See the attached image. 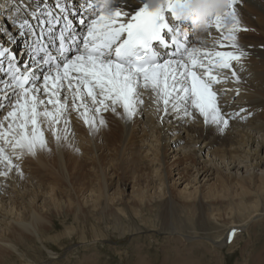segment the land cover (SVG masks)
I'll use <instances>...</instances> for the list:
<instances>
[{"label":"bare ground","instance_id":"obj_1","mask_svg":"<svg viewBox=\"0 0 264 264\" xmlns=\"http://www.w3.org/2000/svg\"><path fill=\"white\" fill-rule=\"evenodd\" d=\"M80 1L83 2V0ZM0 4L5 8L3 9L0 7V22H3L5 19L2 25H0V47L8 48L11 55L16 56V62L19 63L22 70L28 64H32V66L35 67L31 54L23 53L22 57H24V63H21V60H19L22 58L20 57V53L28 51L26 47L31 44L29 42L32 36L30 35L29 40H27L24 35H20L19 38H17L14 33L18 29V24L22 23L26 18L30 20V23H35V21L31 20L30 13L38 5L43 6L49 4L54 7L55 0H18V2L14 0H0ZM80 5V2L79 4H75L72 0V7L74 10L79 9ZM119 6L122 8L124 7L122 3ZM140 6L139 3H134L133 0H128V8L138 10ZM17 8L21 10L17 11ZM235 8L238 19L241 22L240 26L247 29V31H240L237 33L238 43L248 51L249 55L243 60L242 69L239 66L236 67L240 82L237 84L232 80H229L227 83L217 85L216 90H218V102L222 111L224 113L234 114L243 109L244 118L231 119L229 126L221 131V126L205 123L203 118L198 114H194L195 119L184 118L182 114L176 113L166 115L162 110V103L159 105L157 104L154 94L150 91L141 90L143 103L138 107L137 114L132 119L129 120L125 118L122 107H117L116 112H101L99 115H96L95 126L90 127L88 125L86 128L89 135L86 139L85 135H79L76 138L72 135L71 131H68V134L72 136V139L64 140L68 143H62V139L59 141L57 140L58 142L54 143L56 138L53 136V126L47 121L42 120L45 123L44 125L41 123V128H43L42 131L46 138L47 148L50 149L51 147H54V150L58 153L57 160H55L54 164L59 167V170L56 173L54 171L55 169H51L49 165L50 159L46 157L40 148L35 151L34 155L29 154V156H25L27 161L24 160V163H28L30 166L32 165L31 172L34 175L33 177L39 178V181L37 180L38 182L36 181L34 183L35 188H33V184V187H30L35 190L29 189L28 194L23 192L21 196L17 194L18 199L14 201V204L18 203L19 199L24 201L27 196H30L29 201L26 200L25 206H15L12 208L15 209L16 212L12 215L9 214V217L6 218L11 222L10 226L8 228H0V241L6 243L8 240L12 242L10 247L3 243L0 244V261L2 255L11 252L12 247L14 250L16 247H23L24 237L28 235H32L35 238L34 234L36 233L37 236L38 233L39 239L43 241V238L45 239L46 237L45 233L52 232L54 229V226H51V224L48 225L46 222V220H52V213H60L66 209L69 211L74 210L77 213V217L78 215L82 217V215L86 213H83L84 211L82 212L79 207V201L76 200V195H78L79 191L83 192L84 195V189L79 185L80 179L78 172L73 171L71 173L74 175H72L73 178H70V174L69 177L65 175V168L70 167V164L68 165L69 160L67 159L71 146L74 148L72 153L74 152V155H77L78 157L81 156L79 150L80 141L89 144V147H87L91 154V156L88 157L91 158L89 164L95 166L91 170L98 173L99 168L101 169L100 183L102 185L100 184L101 187H98L99 192H94L95 190L92 189L91 192H93V195H90L91 199L89 196L87 197V199L89 198L92 202L93 209L96 208L97 210V208H100L98 212L93 213H101L106 217H113L117 215L118 211L117 207L112 206L113 203H119V201L122 204H124V201L130 202L129 199H124L123 196V191H126L127 187L126 183L121 185L123 190L121 195L110 194L109 190L113 183L112 181L109 183L108 175H114V172L113 174H110V172L107 173L105 169L108 166L103 167V164L107 161V163H110V165L115 168L122 166L124 168V171L121 173V177H123L122 179L125 177L127 181L130 180L133 183L131 204L139 206H143L144 204L147 208L148 206L153 205V203H157V211L161 212L163 218L162 221L169 226L164 225L169 230L166 233L169 236L174 235L176 239L173 238V240L175 242H178L179 240V244H177L180 247V254L184 261H186V264H203L206 262L204 255L206 253L211 254L212 247L214 246L221 250L233 232L242 227V225H237L238 223L242 224L250 222L254 225L259 218H264V0H238ZM5 11L10 12L11 15L8 22L6 21V14H4ZM131 14H134V12ZM82 15L83 12H80L79 15L74 16L73 19H79ZM178 23L183 25L189 32L187 39L190 46H201L199 42L205 41L210 48L212 44L220 40L221 34L216 32L215 29L210 30L206 34L199 35L194 32L190 22L180 20ZM76 27L81 33L86 31L78 24ZM8 31H11L14 40L10 41L7 39ZM24 31L27 32V30ZM4 36L5 39H2ZM221 42L226 43L223 41ZM22 44L25 45L22 48L19 47ZM18 47L20 48L19 50H17ZM54 50L55 49H53V51ZM170 50L172 49H169L168 51ZM216 50L231 49L221 48L219 47V44H217ZM0 60L4 61L7 60V58H0ZM0 74H2V72H0ZM6 79L7 77L4 80ZM237 90H239V94H237ZM10 103L12 102L10 101ZM7 104L8 101L4 105ZM71 104L72 101L69 99V109L64 117V119L70 120V126H67L68 130H70L75 123H85L84 118L80 115L84 110L73 109ZM49 108H51V106H49ZM158 108L161 110L158 111ZM88 115L91 116L94 115V113H89ZM101 117L104 120L108 118L109 122L112 124L115 122L117 124L113 128L106 129L108 131L105 130L104 133L99 130L100 134L102 133V138L101 136H97L98 134L93 131L95 128L98 129L97 119H100ZM0 121H2L1 117ZM140 124H143V127L141 128L142 135L145 132H149V135L155 137V139L148 138L152 143H139L136 141L138 133H135L133 140L124 146L119 156L122 138L126 136L130 127L140 126ZM55 127L59 129V134L62 138L65 134L64 129L66 126L61 122ZM48 128H50V130H48ZM152 130L154 131L150 132ZM115 132H120V138L118 140V145L113 146L115 140L118 138V135L114 134ZM115 136L116 138L113 140L112 147L107 148L109 149L108 154L110 153L111 158L104 159L98 156L96 152L100 151L103 146H106L104 143L103 146H100V144H98L99 139L101 138L102 142L106 141L107 143V140ZM49 137H52L53 141ZM73 138L76 143L73 141ZM77 139L79 140L77 141ZM148 139L143 140L146 141ZM174 139L175 141H173ZM153 141H155V143H153ZM134 146H139V153H133ZM143 146H150L151 148L142 150ZM92 152L95 153L92 155ZM168 152L175 157H173L175 160L171 164L166 161ZM99 154L102 155V153ZM150 156H152V158H149ZM21 159H23V157ZM185 159L190 160L188 166L183 170L179 169L178 165H181V161H184ZM166 163L169 164L168 166L176 167V170H179L180 175L185 172L193 175V181L196 182H202L205 179L209 180L212 175L218 174L216 181L219 182V184L209 186L210 190H207V193L202 195V193L199 192L200 189L198 186L194 190L188 188L192 183V181L191 183L189 181L185 191H180V195H185L187 192L190 193L185 196V199L182 197V200H188L189 203L187 202L188 204L186 205L185 203V205L191 210L189 211L190 213L184 212L181 210V207L179 209L177 208L178 201H176L173 195L175 190H173V193L171 191L172 188L170 190L168 186V180L172 177L171 175H173V171L166 166ZM0 168L3 169V167ZM46 168L48 171H46ZM13 172L10 174H13ZM46 172H48V175L55 176L59 180H62L61 182H66L65 180L67 179V181L71 183L74 193H67L68 195L63 194L62 192L65 190L60 187V185L51 183L53 179L49 181V184H42L43 182H47ZM13 177L8 180L7 176H0V211L6 209L4 208V204H6L7 201H3L4 197H6L5 194H8L7 196L9 197L11 196L10 194H12V197L15 196L12 193V189L8 190V184L13 185L15 188L18 187L19 190L21 189L20 184L22 182L20 183L19 181L21 176L20 178L18 177L19 180L18 178ZM230 178H232L231 181H229ZM29 180L31 179L29 178ZM5 182L7 184H5ZM256 182L257 187L254 188L253 186L256 185ZM236 186L238 188H236ZM76 187L79 191L75 189ZM15 188L13 191L16 193V190L18 189L15 190ZM25 188L27 187L25 186ZM19 190L18 192L21 191ZM2 194L4 195L2 196ZM85 196L83 197L86 198ZM41 197L44 198V202L41 203V205H38L36 203L37 198L40 200ZM213 200H220L222 202L227 201L223 205H225V208L227 207L228 212L226 218L229 220L224 221V226L220 225L219 221L220 218H222V215L215 212L216 210H214L212 205L206 208V202L211 201L212 203ZM243 200H246V203H243ZM2 202H4V204ZM188 208L187 210H189ZM183 212L185 215H183ZM191 214L192 216L193 214L195 216L192 217L193 219L188 218L187 216ZM195 218L202 223L209 222V225H211L210 223H213V227L217 228L218 231L225 227L226 232L225 228L223 230L225 232L224 236L218 238L219 235L215 237V235L212 234L213 237H211L210 234L206 235V232L205 236H201L198 234L196 226L197 221H194L196 220ZM177 224L179 225L177 226ZM18 230H20V232H18ZM217 230L215 233H218ZM21 242L23 243L19 245ZM191 243L195 244L189 248V244ZM251 245L252 244L248 245V247L247 245L244 246L245 248H249ZM232 246L233 245L230 247ZM50 248L55 250L54 247ZM200 252H202L203 258L199 259L198 254ZM243 260L244 261L240 264H261L262 258L258 257L256 251L250 250L248 257L246 254V259L243 258ZM161 264L175 263L164 261Z\"/></svg>","mask_w":264,"mask_h":264},{"label":"snow or ice","instance_id":"obj_2","mask_svg":"<svg viewBox=\"0 0 264 264\" xmlns=\"http://www.w3.org/2000/svg\"><path fill=\"white\" fill-rule=\"evenodd\" d=\"M133 2L141 5L138 10L128 8V0H115L111 8L102 7L101 0H83L75 10L72 0H55L54 7L38 5L30 13L35 23L26 18L17 26L21 35L33 37L35 67L28 64L21 70L16 56L0 47V58L8 61L5 65L0 60V72L7 77L0 81V101L15 97L12 110L0 121V165L7 169L0 170V176L19 167L13 163V157L19 158L17 150L34 155L37 148L47 147L42 120L53 126L58 141L56 125L63 122L68 133L70 120L64 117L69 99L73 109L84 110L80 115L90 127L95 126L96 115L116 112L117 107H122L126 119H132L143 103L141 90L152 92L166 115L195 119L198 114L205 123L221 126V131L231 119L244 118L243 109L224 113L216 90L229 80L240 82L236 67L242 69L249 55L238 43L237 33L247 31L240 26L238 0H230L224 15L210 21L209 31L221 34L210 48L205 41L190 46L189 32L178 23L177 9L187 0H162L158 8H150L147 0ZM80 12L83 15L74 20ZM77 24L86 31L79 32ZM7 39L14 40L11 31ZM217 44L231 50H216ZM4 107L0 102V110ZM105 123L101 117L99 125Z\"/></svg>","mask_w":264,"mask_h":264},{"label":"rangeland","instance_id":"obj_3","mask_svg":"<svg viewBox=\"0 0 264 264\" xmlns=\"http://www.w3.org/2000/svg\"><path fill=\"white\" fill-rule=\"evenodd\" d=\"M14 1L18 2V0H14ZM73 1L75 2V4H79L80 2V0H73ZM0 7L5 9L3 6H1V4H0ZM4 21L5 19L3 20V22ZM3 22L1 21L0 25H2ZM17 34L20 35V32L18 31L14 33L16 37H17ZM2 39H5V36ZM19 47L22 48V45ZM19 47L17 48V50L20 49ZM14 100H15L14 97H11L9 100L0 101L3 104L5 102L7 103L8 101V105H9V106L5 105L6 107L0 110L1 120H3L5 115H7V112L9 110H12L11 105L14 102ZM10 101L12 103H10ZM104 121L106 122L105 125L101 126L99 125V119H97L98 129L95 128L93 130L98 134L97 136H101V138H102V133H104L106 129L113 128L114 126L117 125L116 122L113 124L110 123L108 118H106ZM42 123L43 125L45 124L43 121ZM4 126L5 128L7 127V122H5ZM87 127H88L87 124L83 122H78V123H75L73 127L68 131H71L72 135H74L76 138L79 135H85V139H86V137L89 136L88 132L86 131ZM142 127H143V124H140V126L138 125L135 127H130L126 136H124L121 140V149L119 152V156L124 146L129 144L133 140V138L135 137V133H138V136L136 137V141H138L139 143H142V142H146V144L152 143V141H150L148 138L155 139V137L150 136L149 132L148 133L145 132L142 135V130H141ZM136 128L138 129V131ZM41 129L43 130V128ZM48 130H50V128H48ZM99 130L102 131L101 134ZM154 130L150 132H153ZM114 134L118 135V138L115 140L114 144H113V140L116 138V136L107 140V143L106 141L102 142L101 138L99 137L100 139L98 141V144H100V146H103V143L106 145V146H103L100 151L96 152V154H98V156H100L101 158H104V159L111 158L110 153L108 154L109 149L107 148L112 147L111 146L112 144L113 146L118 145V142H119L118 140L120 138V132L118 133L115 132ZM49 138L53 141L52 137H49ZM61 139H62V143L63 142L68 143L67 141H64V140L65 139L70 140L72 139V136L69 135L68 133L67 134L65 133ZM85 139H82V140H85ZM143 139H148V140L144 141ZM78 140L79 139H77V141ZM73 141H75L74 138H73ZM173 141H175V139ZM56 142H58L57 139L56 141H54V143ZM153 143H155V141H153ZM87 147H89L88 143L85 144L84 141H80L79 150H80L81 156L78 157L77 155H74V152L72 153L74 148L71 146L69 150L68 159H67L69 160L68 165L70 164L69 165L70 167L69 168L66 167L67 169L65 168V175L67 177H69V174H70V178L71 177L73 178L74 175L71 174L73 171L74 172L77 171L79 174V179H80L79 185L84 189V195H83V192L79 191L78 188L76 187L75 189L79 191L78 193L79 196L76 195V200L79 201V207L82 210V212L84 211L83 213L85 212L86 213L83 214L82 217H80L79 215L77 217L76 216L77 213L74 210L69 211L67 209L60 213L58 212L52 213V217H51L52 220L51 221L46 220V222L48 223V225L51 224V226H54V229L52 232L45 233L46 237L45 239L43 238L44 244H43V241L39 239L38 233H37V236H36V233L34 234L35 238L32 235H28L24 237L23 247H16L15 250L12 249L13 248L12 247L11 252L2 255L0 264H143V263L161 264L164 261L168 263H175V264L177 263L186 264V261H184L183 257L180 254V247L178 246L179 240L178 242L177 241L175 242L173 240V238L176 239L175 236L170 235L172 236L170 237L166 233L169 230L165 226H168V225L164 224V222L162 221L163 218H162L161 212L157 211L158 210V207L156 206L157 203L155 202L153 203V205L148 206L147 208L144 204L143 206L131 204L133 183L130 180L127 181L125 177L124 179H122L123 177H121V173L124 171V168L122 166L115 168L114 166H111L110 163H107V161H105V164H103V167L108 166L105 169L107 173L110 172V174H113L114 172V175H108L109 183L111 181L113 183L112 187L109 190L110 194L111 195H118V194L121 195V192L123 191L121 188V185L126 183L127 187H126V191L125 190L123 191L124 193L123 196H124V199H129L130 202L124 201V204L120 203V201L119 203H115V204L113 203L112 206L118 208L117 215L113 217L112 216L106 217L105 215L101 213H93V212H98L100 208H97V210L96 208L93 209L92 202L89 200V198L91 197L90 195H93V192H91L92 189L95 190L94 192H97V193L99 192L98 187H101L100 186L101 169L99 168L98 173H95L93 170H91L95 166L93 164H89L91 161V158H88V157H90L91 154ZM148 148H151V147L143 146L142 150H147ZM7 151L9 155H12V150L10 146L8 147ZM42 152L46 155V157L50 159L49 165L51 169L52 170L55 169L54 171L57 173V171L59 170V167L56 166L54 163H55V160H57L58 153H56V151L54 150V147H51L50 149L46 147L45 149H42ZM135 152L139 153V146H134L133 153ZM94 153L95 152H92V155ZM99 153H102V155ZM17 154L19 155V158L17 159L13 157V163L14 164L16 163L19 167L14 168L12 171H10L9 175H7V179L10 180V178L12 179L13 176L16 178L18 177L20 178L21 176L20 180L18 178L20 183L22 182L20 184L21 191L19 190L18 187L15 188L13 185L8 184V190L12 189V193L15 196L12 197V194H10L11 196L9 197L7 196L8 194L7 195L5 194L7 198L4 197L3 201H7V203L4 204V202H2L4 204V208L6 209L4 211H0V221H1L0 228H3V227L8 228L10 226L11 222H9V220H7L6 218L9 217V214L12 215L16 212V210L12 208H14L15 206L16 207L25 206L26 200L29 201L30 196H27L25 197L24 201L19 199L18 203L14 204V201L18 199L17 194H19L20 196L23 192H26V194H28V190L29 189L32 190L33 188H35L34 183L39 179L37 177H33L34 175L31 172L32 165L30 166L28 163L27 164L24 163L25 161H27L26 160L27 158H25V156H29V154L26 152L20 154L19 150H17ZM167 156H168L166 159L167 163L169 164L173 163L175 160L174 159L175 157L173 156V154L168 152ZM22 157L23 159H21ZM149 158H152V156H150ZM181 162L182 164L181 165L179 164L178 167L179 169L183 170L185 167L188 166V163L190 162V160L185 159L184 161L182 160ZM167 163H166V166L169 165ZM0 167H3V169L0 168V170L6 171V168L4 165L2 166L0 165ZM168 167L172 169L173 171V175H171L172 177H170L168 180L169 181L168 186L170 190L172 188L171 191L173 193H174L173 190H175V193L173 195L176 201H178L177 208L179 209L181 207V210L184 212L190 213L189 211L191 210L186 206L189 203L188 200L184 201L182 200V197H184L185 199V196L190 193L187 192L185 193V195H180L181 193L180 191L182 192L185 191L187 187V183L189 181L190 183L192 181V183L188 186V188L190 190H194L198 186V188L200 189L199 192H201L202 195L206 194L207 190L208 191L210 190L209 186L214 185V184L216 185L219 184V182L216 181L218 174L212 175V177H210L209 180H206V179L203 180L201 178L203 181L202 180L200 181H202L203 183L199 181H197L198 182L197 183L196 181H193L194 179L193 175L186 173V172L180 175V172L179 170L178 171L176 170V167H171V166H168ZM46 171H48L47 168H46ZM11 172H13V174H10ZM29 178L31 180H29ZM231 180L232 178L229 179V181ZM46 181L47 182H43L42 184H45V183L49 184L50 183L49 181H51V183L60 185V187H62L65 190L64 192H62L63 194H67L71 192L74 193V189L72 188L71 183L67 181V179L65 180L66 182H61L62 180H59L55 176L48 175V172H46ZM109 183L107 182L108 185ZM5 184L7 183L5 182ZM32 184L34 187L32 186ZM22 186L24 189L22 188ZM25 186L27 188H25ZM30 187H33V188H30ZM253 187L254 188L257 187V182H256V185ZM14 188L15 190L18 189L20 192L16 190V193H15V191H13ZM236 188L238 187L236 186ZM3 195L4 194H2V196ZM83 196H85L86 198H84ZM88 196L89 198L87 199ZM43 202H44L43 197H41L40 200L39 198H37L36 203L38 205H41V203ZM226 202L225 201L222 202L220 200H213L212 203L211 201L206 202L207 203L206 208L212 205L214 210H216L215 212L220 213L222 215V218H220L219 220L220 225L222 226H224L223 224L225 220L226 221L229 220L226 218L227 217L226 214L228 212L227 207L225 208V205H223ZM243 203H246V200H243ZM187 208L189 210H187ZM184 212H183V215H185ZM187 216L188 218L195 217L194 214L193 216L192 214L187 215ZM224 216H225V219H224ZM195 219L196 220L194 221H197L196 226L198 229V234H200L201 236H205V232H206V235L210 234L211 237H213L212 234H214L215 237L219 235L218 238H221L222 236H224L226 232L225 227L221 228L222 230L218 231L217 228L213 227V223H210L211 225H209L208 221H207L208 223L206 222L202 223L201 221L199 222L197 218ZM179 224H177V226ZM207 225H208V228H207ZM237 225H240V226L242 225V227H240L239 230H236L234 232L235 235L232 234L228 238V240L225 242L224 247L221 250L220 248L217 249L215 246L212 247V253L211 254L206 253L204 255L206 262H204L203 264H237V263L240 264L244 261L243 258L246 259V254L248 257V253H250V250L256 251V254L258 255V257L262 258L261 264H264V251H263L264 250V218L262 219L259 218V220L254 225L251 224L250 222L242 223V224L238 223ZM224 228H225V232L223 231ZM216 230L218 231V233H215ZM18 232H20V230H18ZM10 242L11 241H8V240L6 243L0 241V244L3 243L7 245L8 247H10V245L12 244V242L11 243ZM22 243L23 242L19 243V245H21ZM194 244L193 243L189 244L190 245L189 248L192 247V245ZM250 244H252L251 247L247 248L248 245ZM231 245L233 246L230 247ZM244 245L245 246L247 245V247L245 248ZM50 247H54L55 250H53ZM198 258L199 259L203 258L202 252L198 254Z\"/></svg>","mask_w":264,"mask_h":264},{"label":"clouds","instance_id":"obj_4","mask_svg":"<svg viewBox=\"0 0 264 264\" xmlns=\"http://www.w3.org/2000/svg\"><path fill=\"white\" fill-rule=\"evenodd\" d=\"M230 0H187V3L178 7L181 20L190 22L194 32L203 35L209 32V23L217 15L223 16L228 10ZM150 8H158L162 0H147ZM115 0H101V6L113 7ZM229 18L225 17L227 22Z\"/></svg>","mask_w":264,"mask_h":264}]
</instances>
